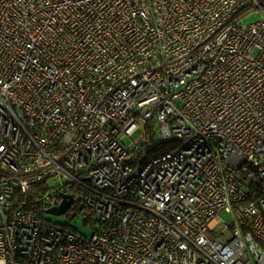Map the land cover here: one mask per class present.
Wrapping results in <instances>:
<instances>
[{
	"label": "built area",
	"instance_id": "2783aa9c",
	"mask_svg": "<svg viewBox=\"0 0 264 264\" xmlns=\"http://www.w3.org/2000/svg\"><path fill=\"white\" fill-rule=\"evenodd\" d=\"M0 264H264V0H0Z\"/></svg>",
	"mask_w": 264,
	"mask_h": 264
},
{
	"label": "rangeland",
	"instance_id": "374dc122",
	"mask_svg": "<svg viewBox=\"0 0 264 264\" xmlns=\"http://www.w3.org/2000/svg\"><path fill=\"white\" fill-rule=\"evenodd\" d=\"M261 18L262 17L260 14H256L251 16L248 19V22H255ZM155 130L157 132V135L160 136L159 125H156ZM144 132H145L144 129H140L136 131L132 137L128 135H121V138L127 146L131 147V149H134L136 147L135 142L142 136V134H144ZM168 145L170 148L173 147V144H168ZM61 187H62V181L54 177L42 185L41 188L42 190H44V194L49 198L46 205L53 206L52 203L54 199L55 201H57L58 198L57 192H59ZM71 193H73L78 198L77 203L79 204L75 206V209L73 211L69 210L67 213L64 214L56 215L52 213H47L46 210L47 207H46L44 209L45 219L52 223L65 226L69 229H74L80 235L91 237L95 232V228H97L98 226L96 223H94L95 217L92 216L91 212L88 209H84L83 207L80 206L82 203L79 200V198L82 196L80 190L74 189L71 191ZM224 217L227 220H231V217L226 213H224Z\"/></svg>",
	"mask_w": 264,
	"mask_h": 264
},
{
	"label": "trees",
	"instance_id": "16d2710c",
	"mask_svg": "<svg viewBox=\"0 0 264 264\" xmlns=\"http://www.w3.org/2000/svg\"><path fill=\"white\" fill-rule=\"evenodd\" d=\"M155 129H156V124H155V119H154L152 120V123L148 126L150 143H153L155 145V148L151 150V154L169 151L171 148L169 147L168 144L160 142L161 140L157 137V132ZM74 189L81 190L77 186L71 187V190H74ZM43 193H44V190H42L40 186H38L28 194V201L31 203L30 205L27 206L28 210H34V209L44 210V206L47 203L43 199L37 200L38 198L42 197ZM81 202L82 203L80 206L90 211V209L83 203V201Z\"/></svg>",
	"mask_w": 264,
	"mask_h": 264
},
{
	"label": "water",
	"instance_id": "95a60500",
	"mask_svg": "<svg viewBox=\"0 0 264 264\" xmlns=\"http://www.w3.org/2000/svg\"><path fill=\"white\" fill-rule=\"evenodd\" d=\"M59 196L62 198V202L59 205L52 206L51 208L47 209V213L59 215L67 213L70 210L72 204L75 201V196L67 194L63 191L59 193Z\"/></svg>",
	"mask_w": 264,
	"mask_h": 264
},
{
	"label": "flooded vegetation",
	"instance_id": "af4514ba",
	"mask_svg": "<svg viewBox=\"0 0 264 264\" xmlns=\"http://www.w3.org/2000/svg\"><path fill=\"white\" fill-rule=\"evenodd\" d=\"M66 193L72 195L71 192H66ZM55 197H57V196H55ZM77 199H78V198H75V201H74V203L72 204V207L70 208V211H73V210L75 209V206H76L77 204H79V203H77ZM54 201H55V199H54ZM61 201H62V199H61V197L58 195V198H57V201H56V202L59 204Z\"/></svg>",
	"mask_w": 264,
	"mask_h": 264
}]
</instances>
